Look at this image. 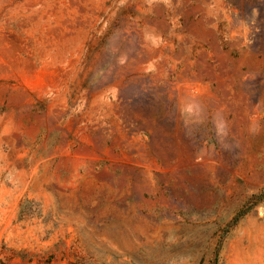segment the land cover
<instances>
[{"label":"rangeland","instance_id":"rangeland-1","mask_svg":"<svg viewBox=\"0 0 264 264\" xmlns=\"http://www.w3.org/2000/svg\"><path fill=\"white\" fill-rule=\"evenodd\" d=\"M0 264H264V0H0Z\"/></svg>","mask_w":264,"mask_h":264}]
</instances>
